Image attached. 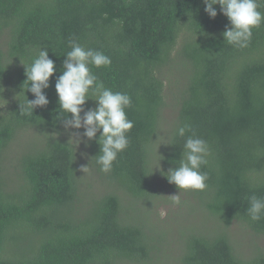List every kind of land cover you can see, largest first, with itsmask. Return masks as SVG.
I'll return each mask as SVG.
<instances>
[{
  "label": "trees",
  "instance_id": "obj_1",
  "mask_svg": "<svg viewBox=\"0 0 264 264\" xmlns=\"http://www.w3.org/2000/svg\"><path fill=\"white\" fill-rule=\"evenodd\" d=\"M204 7L203 0H0V264L152 262L167 242L161 226L172 222H158L154 206L161 191L179 192L161 170L177 167L192 134L209 148L201 166L207 188L181 190L187 199L178 206L208 226L186 231L180 264H264V248L256 244L243 258L230 238L233 225L264 237V217L252 222L245 211L248 197H264V23L238 48L224 42L229 21L219 5L214 19ZM70 39L109 56V66L90 65L92 72L131 97L129 144L109 173L92 158L96 141L76 147L70 133L83 129L66 131L59 116L54 85ZM42 48L56 72L44 90L49 104L28 112L34 95L23 64ZM95 106L90 99L84 107ZM174 107L176 127L162 133ZM183 123L191 131L180 137Z\"/></svg>",
  "mask_w": 264,
  "mask_h": 264
},
{
  "label": "clouds",
  "instance_id": "obj_2",
  "mask_svg": "<svg viewBox=\"0 0 264 264\" xmlns=\"http://www.w3.org/2000/svg\"><path fill=\"white\" fill-rule=\"evenodd\" d=\"M203 4L205 13L213 19L218 14L215 5H219L220 13L229 21L221 33L224 42L238 48H246L253 28L264 23V12L259 10L261 5L258 0H203ZM68 46L70 50L64 55L62 73L56 77L54 85L59 116L63 118L62 124L66 131L83 129L82 133H70V140L75 142L76 147L81 143L88 147L90 141H96L99 153L92 158H95L101 172L109 173L118 154L129 144L127 134L134 124L128 119L125 110L131 107V97L127 93L114 92L105 87L92 72L90 65L95 68L109 66V56L102 51L86 48L75 39H70ZM23 65L26 90L34 95V99H27L24 110L33 112L35 108L49 104L44 90L50 87L49 81L56 72V67L44 48L39 50L31 64ZM90 99L95 101L96 106L85 109L84 106ZM190 131L191 125L183 123L177 128L176 135L185 137ZM208 155L207 142L195 134L188 135L177 167L170 168L167 172L161 170L168 182L179 190L178 194L172 195L174 204L181 203V190L203 191L207 188L208 174L201 171V166L207 165ZM87 169L88 166H85L81 170L86 172ZM247 199V216L252 222L261 220L264 217V197L253 194Z\"/></svg>",
  "mask_w": 264,
  "mask_h": 264
},
{
  "label": "rangeland",
  "instance_id": "obj_3",
  "mask_svg": "<svg viewBox=\"0 0 264 264\" xmlns=\"http://www.w3.org/2000/svg\"><path fill=\"white\" fill-rule=\"evenodd\" d=\"M169 110H171V113H166L160 123V127H164L162 133H166L169 127H172V132L174 127H176L177 107L170 108ZM155 148H157V145ZM157 153L159 154V152ZM157 153L155 155L158 157ZM155 162L156 164H160L158 160ZM160 194L161 202L154 206L152 216L158 222H162L168 218L169 220L172 218V222L162 224V235L167 239V242L164 250L156 253L153 256V261L149 264H180L181 247L186 237V231L208 226V221L195 214L194 209H190L189 206V208L185 206L180 208V206L174 204L172 192L164 190ZM182 197L187 199L186 196L180 195V198ZM245 231V229H241L238 225H233L230 232V238L236 252L243 258L251 256L256 244L264 248V237H258L249 231Z\"/></svg>",
  "mask_w": 264,
  "mask_h": 264
}]
</instances>
